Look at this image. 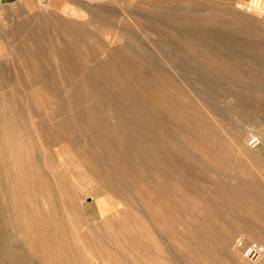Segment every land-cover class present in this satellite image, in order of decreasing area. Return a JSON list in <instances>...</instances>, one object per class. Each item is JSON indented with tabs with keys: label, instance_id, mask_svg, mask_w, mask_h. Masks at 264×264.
Returning <instances> with one entry per match:
<instances>
[{
	"label": "rangeland",
	"instance_id": "374dc122",
	"mask_svg": "<svg viewBox=\"0 0 264 264\" xmlns=\"http://www.w3.org/2000/svg\"><path fill=\"white\" fill-rule=\"evenodd\" d=\"M61 263L264 264V0H0V264Z\"/></svg>",
	"mask_w": 264,
	"mask_h": 264
},
{
	"label": "built area",
	"instance_id": "2783aa9c",
	"mask_svg": "<svg viewBox=\"0 0 264 264\" xmlns=\"http://www.w3.org/2000/svg\"><path fill=\"white\" fill-rule=\"evenodd\" d=\"M251 2L250 4L247 6V11H249L251 9ZM248 146L250 147H254L255 145L258 144V137L256 136H250L247 142ZM263 249L261 246L255 244V243H251L250 245H248V247L246 248L245 252H244V256L246 258H256L258 257L261 253H262Z\"/></svg>",
	"mask_w": 264,
	"mask_h": 264
},
{
	"label": "bare ground",
	"instance_id": "6f19581e",
	"mask_svg": "<svg viewBox=\"0 0 264 264\" xmlns=\"http://www.w3.org/2000/svg\"><path fill=\"white\" fill-rule=\"evenodd\" d=\"M247 145H248V144H247ZM15 158H16V157H15ZM13 167H14V166H13ZM28 168H29V167H28ZM25 169H26V168H25ZM28 170H29V169H28ZM17 171H18V169H17ZM7 173H8V172H7ZM20 173H22V172H20ZM18 174H19V172H18ZM23 175H25V174H23ZM15 176H16V175H15ZM25 176H27V174H26ZM21 177H22V176H21ZM23 177H24V176H23ZM16 178H17V177H16ZM30 178H31V177H30ZM14 180H15V179H14ZM16 180H17V179H16ZM24 180H25V177H24ZM31 180H32V179H31ZM17 181H18V180H17ZM21 181H22V179H21ZM28 181H29V180H28ZM28 183H29V182H28ZM16 184H17V183H16ZM19 185H20V184H19ZM23 185H25V184H23ZM20 186H22V185H20ZM28 186H29V185H28ZM14 187H15V186H14ZM25 187H27V186H25ZM19 188H21V187H19ZM26 190H27V189H26ZM12 191H14V190H12ZM15 191H16V190H15ZM15 191H14V192H15ZM28 191H30V190H28ZM14 192H13V193H14ZM15 194H16V193H15ZM33 195H35V194H33ZM27 196H28V195H27ZM36 197H37V196H36ZM36 197H35V198H36ZM34 200H35V199H34ZM169 201H170V200H169ZM35 203H36V202H35ZM39 204H40V203H39ZM41 206H42V205H41ZM33 207H34V206H33ZM35 209H37V208H35ZM27 210H28V209H27ZM38 210H39V208H38ZM48 210H49V209H48ZM36 212H39V211L36 210ZM33 213H34V211H33ZM46 213H47V212H46ZM47 214H48V213H47ZM49 214H50V213H49ZM35 217H36V215H35ZM35 217H34V218H35ZM34 218H33V219H34ZM34 220H36V219H34ZM36 221H37V220H36ZM38 222H40V221L38 220ZM38 222H37V223H38ZM41 224H42V223H41ZM54 224H55V223H54ZM37 226H38V224H37ZM55 227H56V226H55ZM36 228H37V227H36ZM42 228H43V227H42ZM34 230H35V228H34ZM36 230H39V229L37 228ZM43 230H45V229H43ZM127 230H128V229H127ZM44 232H45V231H44ZM135 232H136V231H135ZM60 233H61V232H60ZM38 234H39V233H38ZM57 234H59V233H57ZM60 235H62V234H60ZM45 236H46V235H45ZM70 236H71V234H69V237H70ZM56 237H57V236H56ZM62 237H63V236H62ZM62 237H61V238H62ZM71 238H72V237H71ZM38 239H40V238H38ZM37 241H38V240H37ZM55 241L58 242L57 239H56ZM66 241H67V240H66ZM68 241H69V240H68ZM68 241H67V243H68ZM72 241H73V240H72ZM39 242H40V241H39ZM75 243H76V242H75ZM45 244H46V243H45ZM48 244H49V243H48ZM73 244H74V243H73ZM50 245H51V244H50ZM50 245H49V246H50ZM61 247H62V246H61ZM64 247H65V246H64ZM71 247H72V246H71ZM71 247H70V248H71ZM73 247H74V246H73ZM76 247H77V246H76ZM92 247H93V246H92ZM38 248H39V247H38ZM51 248H52V247H51ZM43 249H45V248L43 247ZM47 249H48V248H47ZM75 249H77V251L79 252L78 248H75ZM83 249H84V248H83ZM53 250H54V249H53ZM140 250H141V249H140ZM44 251H45L44 253H46V250H44ZM54 251H55V250H54ZM74 251H75V250H74ZM48 252H49V251H47V253H48ZM50 253H52V252H50ZM53 254H54V253H53ZM64 254H65V253H64ZM75 254H76V252H75ZM77 254H78V253H77ZM77 254H76V255H77ZM44 255H46V254H44ZM60 255H61V254H60ZM60 255H58V256H60ZM158 255H159V254H158ZM46 256H49V255H46ZM55 256H56V253L54 254V257H55ZM90 257H91V256H90ZM51 258H52V257H51ZM56 258H57V256H56ZM60 259H61V258H60ZM57 261H59V260H57ZM63 261H64V260H63ZM85 263H86V262H85ZM61 264H62V263H61Z\"/></svg>",
	"mask_w": 264,
	"mask_h": 264
}]
</instances>
